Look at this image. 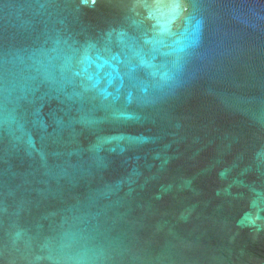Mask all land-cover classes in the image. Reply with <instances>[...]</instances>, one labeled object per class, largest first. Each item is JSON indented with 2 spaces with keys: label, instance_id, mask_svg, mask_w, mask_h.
I'll return each mask as SVG.
<instances>
[{
  "label": "water",
  "instance_id": "1",
  "mask_svg": "<svg viewBox=\"0 0 264 264\" xmlns=\"http://www.w3.org/2000/svg\"><path fill=\"white\" fill-rule=\"evenodd\" d=\"M0 264H264V0H0Z\"/></svg>",
  "mask_w": 264,
  "mask_h": 264
}]
</instances>
